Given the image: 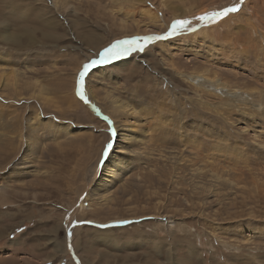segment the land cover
Instances as JSON below:
<instances>
[{
    "label": "rangeland",
    "instance_id": "1",
    "mask_svg": "<svg viewBox=\"0 0 264 264\" xmlns=\"http://www.w3.org/2000/svg\"><path fill=\"white\" fill-rule=\"evenodd\" d=\"M111 123L145 150L91 191ZM0 134V264H264V0H0Z\"/></svg>",
    "mask_w": 264,
    "mask_h": 264
},
{
    "label": "bare ground",
    "instance_id": "2",
    "mask_svg": "<svg viewBox=\"0 0 264 264\" xmlns=\"http://www.w3.org/2000/svg\"><path fill=\"white\" fill-rule=\"evenodd\" d=\"M28 38L29 37H27V39ZM6 39L8 40V37H6ZM9 84H10L9 79L7 77H4L2 80V86H6L8 88ZM86 91L87 90H85V92ZM77 95H78V91H77ZM78 97L80 98L79 95H78ZM86 97H89V98H87L86 100H82L81 98L80 99L89 108H91L95 113H97L98 115L100 114L99 116L102 117L103 114L99 110H97V107L94 103V99L96 98V97H94V93H92L91 91H87ZM116 102H118V101H116ZM115 105L112 107V110L115 112V115H117V117H119V118L123 117V115H124L123 106L119 105V104L116 106ZM129 105H127V107H130ZM130 108H132V107H130ZM111 124H112L111 127H112L113 141H112L110 148H108L107 153L105 155H103V157L101 156L99 166L97 167L98 171H97V173L94 174V177H93L94 179L92 180V183H94V184L91 188V191H93L96 186L101 187L100 189H103V190H105V189L109 190L113 185L116 184L117 179L121 180V177H123V175H126V171H127L126 168L130 166L129 159L127 157L133 151H134L133 153H135V152H137V151L139 152V150L145 148V147H141V146H145V140L143 139V137L145 135H147L145 132L146 130L142 131V128H141V126H139V124L138 125L132 124L130 126H126L127 127L126 129L125 128L121 129L118 126L116 127L117 128L116 129L113 126V123H111ZM61 126L58 129V131L63 130V131H67L69 133H72V131H75V129L72 126H63V127H61ZM136 130H139V135L138 134L136 135ZM117 132H118V134H117ZM119 132H126V133L128 132V133H130V136H127L124 133L119 134ZM3 136H4V134H0V141H1ZM121 140L122 141L126 140L128 142V144H132V145H130L131 147H129L127 150L133 149V151L129 153L128 151L124 150V151H121L122 153H124V155L118 154L120 151L118 149L120 147H119V145L116 146V144L118 142L119 143L122 142ZM29 146L30 145H28V147ZM30 150H31V147H30ZM30 150H28V151H30ZM142 152H143V150H142ZM124 169H126V170H124ZM102 199H104V198H102Z\"/></svg>",
    "mask_w": 264,
    "mask_h": 264
},
{
    "label": "snow or ice",
    "instance_id": "3",
    "mask_svg": "<svg viewBox=\"0 0 264 264\" xmlns=\"http://www.w3.org/2000/svg\"><path fill=\"white\" fill-rule=\"evenodd\" d=\"M239 11V6L234 5L230 7L223 8L219 11H214L211 13H206L204 15L196 17V20L204 24H212L218 22L220 19L227 17L231 13H236ZM193 21L190 19H178L173 21L170 31L165 36H147V37H138L132 40H123L117 41L105 48L100 54L98 59L92 60L89 63L83 65L82 70L79 73L77 89L78 95L82 100H86L85 92V80L89 72L96 65H107L108 63L121 58L124 55H127L133 51H144L146 46L153 41H158L161 39H167L179 35L183 32H193L195 29L191 27ZM110 147V145L108 146ZM102 227H108L103 225Z\"/></svg>",
    "mask_w": 264,
    "mask_h": 264
},
{
    "label": "water",
    "instance_id": "4",
    "mask_svg": "<svg viewBox=\"0 0 264 264\" xmlns=\"http://www.w3.org/2000/svg\"><path fill=\"white\" fill-rule=\"evenodd\" d=\"M72 253H73V256H74L75 255L74 252H72ZM74 258L76 260V263H79L78 260H77V258L76 257H74Z\"/></svg>",
    "mask_w": 264,
    "mask_h": 264
}]
</instances>
